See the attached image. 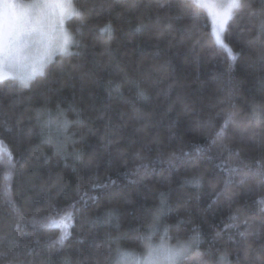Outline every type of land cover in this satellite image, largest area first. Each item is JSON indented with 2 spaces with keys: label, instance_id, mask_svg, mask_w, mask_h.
I'll use <instances>...</instances> for the list:
<instances>
[{
  "label": "trees",
  "instance_id": "obj_1",
  "mask_svg": "<svg viewBox=\"0 0 264 264\" xmlns=\"http://www.w3.org/2000/svg\"><path fill=\"white\" fill-rule=\"evenodd\" d=\"M74 2L86 7L83 22L67 20L72 50L27 87L0 82V132L12 128L0 264H110L118 246L142 254L153 225L155 244L166 229L172 245L198 236L183 264H264V177L226 187L223 166L264 161V0H245L229 22L234 62L190 0ZM49 112L67 127L49 129ZM72 204L62 245L51 243L60 229L31 223Z\"/></svg>",
  "mask_w": 264,
  "mask_h": 264
},
{
  "label": "snow or ice",
  "instance_id": "obj_2",
  "mask_svg": "<svg viewBox=\"0 0 264 264\" xmlns=\"http://www.w3.org/2000/svg\"><path fill=\"white\" fill-rule=\"evenodd\" d=\"M191 4L198 8L206 9L211 20L212 37L220 48H222L226 54L227 59L230 62H234L238 53L233 52L232 48L226 40L225 33L227 31L229 22L235 18V16L243 12L245 9V0H190ZM135 7V3L129 5ZM86 7V3L77 7L74 0H0V82L5 79H18L24 86H29L30 82L35 79L37 75H42L48 62L57 54H66L69 52V48L73 43L72 35L64 28L65 20L73 17L81 18L83 22V8ZM53 14L59 17L57 28L63 31L62 42L55 48L48 47L43 55L28 62L29 58L25 54V46L27 42L34 36H39L43 39L44 33L42 28L46 19ZM261 34H264V21H261L260 25ZM103 34H111L112 26L110 24L105 25L99 29ZM24 57L25 63H21L18 57ZM20 67H27L30 70L26 74H20L18 69ZM60 115L64 116L63 110L60 111ZM49 119L47 126L49 129L55 127L57 131H61L67 127L68 121L66 119L60 121H53L52 113H48ZM230 119V117H229ZM229 120H226L218 136L223 135L224 130L228 127ZM12 128L5 127L3 132H0V160L7 158L9 161L12 159V152L3 139V133H10ZM243 143V141H241ZM229 155L233 154V150L229 149ZM199 152V149H197ZM234 154L240 156V150L236 149ZM185 155H190L185 153ZM256 169L245 166L230 167L227 163H223L226 171L229 173L228 183L235 182V176L240 175V183H244L250 175H259L264 177V161H257ZM11 172H6L4 176V192L7 194L9 183L11 181ZM88 196V193L84 194ZM88 199H96L94 196H88ZM8 203L15 209L14 202L9 199ZM258 203L264 206V200L258 201ZM261 210H264L262 207ZM76 211L75 204L69 205L65 210L53 209L47 215L43 216L39 221L35 217L32 218L31 223H40L45 228H58L61 230V234L56 241H52V244H63L64 240L68 236L67 229L71 226L73 221V214ZM114 211L109 210L106 215L111 218L114 216ZM158 219V217H154ZM19 227V225H17ZM155 230L153 225L150 230V234L141 235L139 240L144 243V252L142 254L134 253L130 249L116 248V257L110 261V264H126V259L129 256L137 255L135 264H183V261L187 258L188 253L191 251L193 242L198 240V236L190 237L189 241H177L175 245L167 243L168 233L167 229L164 232V236L161 238L160 243L155 244L152 242V234ZM114 242L119 243V237H112ZM223 260V257H221ZM65 264H69L65 261Z\"/></svg>",
  "mask_w": 264,
  "mask_h": 264
},
{
  "label": "rangeland",
  "instance_id": "obj_3",
  "mask_svg": "<svg viewBox=\"0 0 264 264\" xmlns=\"http://www.w3.org/2000/svg\"><path fill=\"white\" fill-rule=\"evenodd\" d=\"M58 20H59V17L55 14L48 17L46 21L44 22V25L42 28V32L44 33L43 39H41L39 36H34L27 42L25 46V54L29 58H31L28 61L29 63L32 60L43 55L48 47L55 48L59 43L62 42L63 31L57 28ZM64 28L67 29V31L71 34L70 30L67 27V20H65L64 22ZM72 38H73V35H72ZM73 42H74V39H73ZM72 44L69 48V52L72 50ZM18 60H20L22 64L25 63L23 56L18 57ZM29 70L30 69L27 67H20L18 69L20 74H26ZM158 243H160V241ZM137 258H138L137 255H132V256L127 257L126 264H135V261Z\"/></svg>",
  "mask_w": 264,
  "mask_h": 264
}]
</instances>
